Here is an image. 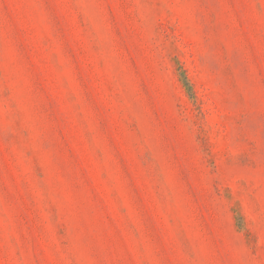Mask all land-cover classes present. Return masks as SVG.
<instances>
[{"label":"rangeland","instance_id":"rangeland-1","mask_svg":"<svg viewBox=\"0 0 264 264\" xmlns=\"http://www.w3.org/2000/svg\"><path fill=\"white\" fill-rule=\"evenodd\" d=\"M0 264H264V0H0Z\"/></svg>","mask_w":264,"mask_h":264}]
</instances>
